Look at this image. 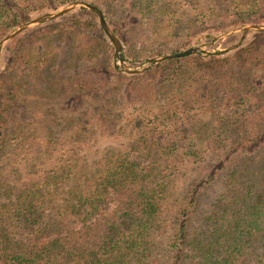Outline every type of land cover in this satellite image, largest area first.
Returning a JSON list of instances; mask_svg holds the SVG:
<instances>
[{
    "label": "trees",
    "instance_id": "16d2710c",
    "mask_svg": "<svg viewBox=\"0 0 264 264\" xmlns=\"http://www.w3.org/2000/svg\"><path fill=\"white\" fill-rule=\"evenodd\" d=\"M71 1L0 0V39ZM80 1L103 12L127 57L134 31L154 42L177 34L184 6L195 22L187 40L264 23V0ZM115 58L84 8L4 47L0 264H264V31L141 73L120 72ZM64 114L76 118L70 141ZM197 115L213 122L202 146L191 140ZM123 125L133 131L124 148L81 153L84 135Z\"/></svg>",
    "mask_w": 264,
    "mask_h": 264
},
{
    "label": "rangeland",
    "instance_id": "374dc122",
    "mask_svg": "<svg viewBox=\"0 0 264 264\" xmlns=\"http://www.w3.org/2000/svg\"><path fill=\"white\" fill-rule=\"evenodd\" d=\"M75 1L84 2V1H80V0H75ZM75 1H71V2H68V3L58 7V8L48 10L47 12L40 14V15H37L35 17H32L29 20L34 19L36 17H39L41 15L48 14L52 11L59 10L63 6H65L69 3L75 2ZM85 3H88V2H85ZM89 4H91V3H89ZM92 5H94V4H92ZM78 9H81V8L78 7V8H75L73 10H70V11H74V10H78ZM84 9H86V8H84ZM86 10H88V9H86ZM88 11H90V10H88ZM115 11L117 13H119V9L116 8ZM192 13H194V12H193V10L190 11V7L184 6V7L179 8L177 11V17L180 20V23H181L180 27L181 28H178V33L174 34V35H170V36H165V35L161 36L158 38V42H154V40L151 41L149 39H146L142 36V34L140 32L134 31L132 33V39L130 42V47H129L130 50L129 51L131 53L130 54L131 56H138L137 60H132V58H130L131 57L130 55L128 57L126 56L125 52L128 53V50L125 49V51H124V46L121 43V41L119 40L121 45H122V53H123L125 65L129 66V67H135L141 63H145L146 61H148L151 58H154V57H157L160 55L177 53V52L186 50L190 47H196L198 49V51L195 52V54H200V55H207L208 53H211L214 51L228 52V51L236 49L237 47L242 45L244 42L248 41L251 38L253 33L260 32L258 30L250 29L243 34V27L245 25H249V24H244L242 26H238V27H235L233 29H229L225 33L220 34L218 36L203 35V36H198V37H194V38L187 40L185 37L188 33L191 32L189 30V29H191L190 26H192L195 23L194 22V15ZM103 16H104V14H103ZM111 17L112 16H110V14H109V18H111ZM96 18H97L98 23H99V19H98L97 15H96ZM104 19L106 20L105 17H104ZM29 20H27V21H29ZM106 22H107L108 26L110 27V29L113 31V33L116 35V32L109 25L110 23H108L107 20H106ZM21 24H23V23H21ZM254 25H264V23L254 24ZM99 26H100V24H99ZM33 27H35V26H33ZM14 28H12V29H14ZM11 30H9L8 32H10ZM105 37L107 38L106 35H105ZM108 41L110 42L109 39H108ZM9 42H7L4 45V47L7 46ZM110 44L113 47L111 42H110ZM233 46H236V47L229 49L230 47H233ZM4 47H3V49H4ZM3 49L1 51V55H2ZM113 50H114V47H113ZM192 54H194V53H192ZM1 55H0V57H1ZM114 64L116 65V67H118V70L120 72L126 73V72L121 71V67H120L119 62L117 61L116 58H115ZM138 73H141V72H138ZM126 74H129V73H126ZM75 120H76V118L74 117L73 114H64L62 116V119L59 121V124L62 126V129H63V137L67 138V141H70L72 136L74 135L73 126L75 124ZM189 122L193 123L192 127L194 128V133L191 136V140L194 141L196 146H198V144H201V146H202V144H204V141L206 142L207 139L209 138V134H210L211 128L213 126L212 119L208 115H197L193 119H189ZM116 131H117V134H113V135H100V134L95 133V132L92 133L91 135L90 134L84 135L86 146L83 150H81V153H86L87 155H90V157H96L98 155V153L104 149L114 148V147L115 148H124L126 146V144H128L132 140V137H131L133 135L132 128L128 125H123L120 129H118ZM210 155L211 154H209V158H207L208 162H211V160H210L211 156ZM193 176H194V174L187 173L184 178H182L181 180H179L177 182V189H178V192L180 194L184 193V191L186 190V188L189 185ZM215 195L216 194L214 193L213 190H208L206 192V195L202 199L203 205L204 206L208 205L214 199Z\"/></svg>",
    "mask_w": 264,
    "mask_h": 264
},
{
    "label": "water",
    "instance_id": "95a60500",
    "mask_svg": "<svg viewBox=\"0 0 264 264\" xmlns=\"http://www.w3.org/2000/svg\"><path fill=\"white\" fill-rule=\"evenodd\" d=\"M78 7L86 8V9L90 10L91 12H93L97 15V17L99 19L100 27L102 28L105 35L107 36V38L112 43V45L114 47L115 57H116L117 61L119 62V65L121 67V71H123V72L129 73V74L142 72V71L150 68L153 65H156L157 63H159L163 60L185 57V56H188V55L198 51V49L196 47H190L186 50H183V51H180L177 53L160 55V56L151 58L148 61H146L145 63H141L135 67L126 66L125 62H124L123 53H122V45H121L119 39L116 37V35L113 33V31L108 26L106 20L104 19V16H103V13L101 12V10L98 7H96L95 5L85 3V2L75 1V2H72V3H69L65 6H63L59 10L52 11V12L45 14V15H41L39 17H36V18L31 19V20H29L23 24L16 26L14 29H12L10 32H8L2 39H0V55H1V51L4 47V45L7 42H9L10 40H12L14 37H16L18 34L23 32L24 30L31 28L33 26L39 25L41 23H45L47 21H51L53 19H56V18L62 16L63 14L69 12L70 10H73L75 8H78ZM250 29L263 31L264 25H254V24L245 25L243 27V34ZM235 47L236 46H233V47H230L229 49H232Z\"/></svg>",
    "mask_w": 264,
    "mask_h": 264
}]
</instances>
